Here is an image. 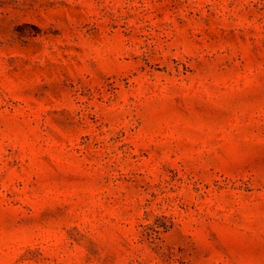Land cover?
<instances>
[{"label":"rangeland","instance_id":"rangeland-1","mask_svg":"<svg viewBox=\"0 0 264 264\" xmlns=\"http://www.w3.org/2000/svg\"><path fill=\"white\" fill-rule=\"evenodd\" d=\"M0 264H264V0H0Z\"/></svg>","mask_w":264,"mask_h":264}]
</instances>
